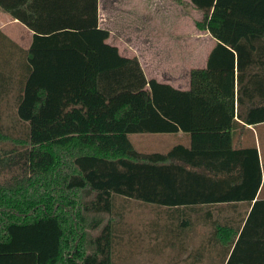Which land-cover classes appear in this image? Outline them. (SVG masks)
<instances>
[{
  "label": "trees",
  "instance_id": "1",
  "mask_svg": "<svg viewBox=\"0 0 264 264\" xmlns=\"http://www.w3.org/2000/svg\"><path fill=\"white\" fill-rule=\"evenodd\" d=\"M188 4L215 46L179 90L105 43L100 0H0L34 33L17 99L26 138L0 125V174L12 173L0 183V264H116L131 233L117 198L169 212L150 231L166 244L204 225L219 264H264L259 152L234 145L239 129L264 123V0ZM179 132L191 145L163 154L129 138ZM243 202H254L247 218L227 216Z\"/></svg>",
  "mask_w": 264,
  "mask_h": 264
},
{
  "label": "crops",
  "instance_id": "2",
  "mask_svg": "<svg viewBox=\"0 0 264 264\" xmlns=\"http://www.w3.org/2000/svg\"><path fill=\"white\" fill-rule=\"evenodd\" d=\"M181 8V6L174 7L176 14L169 17L172 22L181 20L178 14ZM165 11L164 5L143 3L142 0H100V27L110 33L105 43L116 47L121 57L137 59L148 81L157 80L175 89L188 90L191 70L205 68L208 56L215 46V40L209 34L205 35L206 32L202 30H200L202 35L197 34L196 31L195 34L193 32L190 35L188 26H184L183 23L172 27L167 21L168 18L162 15ZM33 34L25 25L0 10V123L8 118L21 123L17 116V99L21 90L22 76L28 72V50L33 43ZM207 44L210 45L208 51ZM47 56L49 55H45L44 52L39 55L41 59L50 58ZM262 128L264 123L255 126L245 125V128L239 129L234 135L235 147L256 146L258 149L262 185L257 199H264V141L262 142L260 136ZM159 135H176L177 144L172 148L177 145L186 147L191 145L190 136L183 132ZM133 137V135L129 136L132 143ZM133 145L136 148L134 143ZM253 205L254 202L251 205L247 202L239 203L236 212H229L227 216L242 214L247 218ZM186 235H189L188 238ZM192 235L199 238V229L189 234L184 233L178 239L173 238L169 243H165L167 251L172 252L170 264H219L214 253L205 257L207 241L204 236L198 240L199 242L197 241L196 247L190 245ZM213 247L212 250H221L220 246ZM194 251L201 253V257L198 255L196 258H191L188 254L185 256L186 252Z\"/></svg>",
  "mask_w": 264,
  "mask_h": 264
},
{
  "label": "rangeland",
  "instance_id": "3",
  "mask_svg": "<svg viewBox=\"0 0 264 264\" xmlns=\"http://www.w3.org/2000/svg\"><path fill=\"white\" fill-rule=\"evenodd\" d=\"M143 3L155 4L158 6L164 5L166 11L162 12V15L166 16L168 23L172 27H175L181 23L184 26H188V31L190 35L196 31L197 34L202 35L201 29L198 27V22L202 21L203 14L200 11H197L192 6L188 4V0H142ZM188 1V2H187ZM102 5V1H101ZM181 6V10L178 11V14L181 17V20H176L172 22L169 17L176 14L173 10L174 7ZM184 7V8H183ZM188 8V9H187ZM184 11H183V10ZM161 13V12H160ZM172 23V24H171ZM203 31V30H202ZM195 34V32H194ZM205 35H208L206 32ZM207 51L210 48V45L206 46ZM206 51V52H207ZM200 62V61H199ZM201 64V63H197ZM166 78V77H160ZM1 127L6 133L12 134L15 139H25L26 138V128L22 123L17 122L14 119L8 118L0 123ZM264 128L260 130V136L262 142L264 141ZM133 143L136 148L142 152H159L166 153L168 152L175 144H177L176 135H133ZM166 141V142H165ZM11 146L10 143L6 144ZM15 173V172H14ZM11 170L4 171L0 174V183H3L8 178L11 177ZM116 204L118 208L124 212V221H122L123 230L131 231V233L126 234L122 237V241L118 242L114 250V259L116 264H170L171 260L170 255L172 252L167 251L165 246L164 235L161 233L156 239V234L151 231L152 226L159 225L157 230H162L163 226L166 224L168 215L165 209L158 208L151 205H144L139 202L130 201L122 198L116 199ZM176 227V226H175ZM201 225L197 227L200 231V236L197 238L196 235H192L191 243L192 247L197 246V241L203 236L206 235L208 231H211L208 227ZM156 229V228H155ZM154 229V230H155ZM150 232V233H149ZM154 234V236H151ZM159 240V242H158ZM199 242V241H198ZM210 248L209 250H211ZM206 250V251H209ZM205 251V252H206ZM204 252V253H205ZM191 252H186L185 256H190ZM216 257L221 258L220 253L214 252ZM182 254V253H181ZM188 254V255H187ZM213 253H205V257L211 256ZM218 263V262H217Z\"/></svg>",
  "mask_w": 264,
  "mask_h": 264
}]
</instances>
